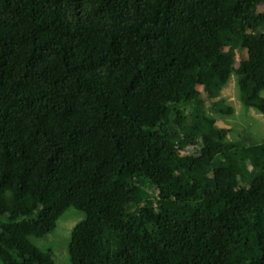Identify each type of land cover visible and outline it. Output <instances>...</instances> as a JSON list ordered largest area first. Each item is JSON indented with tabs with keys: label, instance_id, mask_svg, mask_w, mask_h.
I'll return each mask as SVG.
<instances>
[{
	"label": "trees",
	"instance_id": "1",
	"mask_svg": "<svg viewBox=\"0 0 264 264\" xmlns=\"http://www.w3.org/2000/svg\"><path fill=\"white\" fill-rule=\"evenodd\" d=\"M264 0H0V261L69 208L71 264H264ZM237 63V67L235 65Z\"/></svg>",
	"mask_w": 264,
	"mask_h": 264
},
{
	"label": "rangeland",
	"instance_id": "2",
	"mask_svg": "<svg viewBox=\"0 0 264 264\" xmlns=\"http://www.w3.org/2000/svg\"><path fill=\"white\" fill-rule=\"evenodd\" d=\"M259 10L263 11L264 6ZM235 65L237 67V63ZM262 95L264 96V90ZM218 97L224 98L225 104L233 108L231 113L223 114L212 109L209 101L204 104L201 113L215 118L230 128L226 135L227 140L251 143L261 142L264 139V115L256 108L244 105L241 101L235 74H232ZM6 218V215L0 216V223L5 221ZM83 218V213L71 207L59 218L52 232L41 238L34 236L30 238L39 248H52L56 264H71L68 253L71 230ZM0 264H2L1 261Z\"/></svg>",
	"mask_w": 264,
	"mask_h": 264
}]
</instances>
